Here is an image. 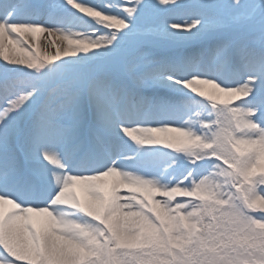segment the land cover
Instances as JSON below:
<instances>
[{
	"label": "snow or ice",
	"instance_id": "1",
	"mask_svg": "<svg viewBox=\"0 0 264 264\" xmlns=\"http://www.w3.org/2000/svg\"><path fill=\"white\" fill-rule=\"evenodd\" d=\"M0 264H264V0H0Z\"/></svg>",
	"mask_w": 264,
	"mask_h": 264
},
{
	"label": "rangeland",
	"instance_id": "2",
	"mask_svg": "<svg viewBox=\"0 0 264 264\" xmlns=\"http://www.w3.org/2000/svg\"><path fill=\"white\" fill-rule=\"evenodd\" d=\"M178 18V17H177Z\"/></svg>",
	"mask_w": 264,
	"mask_h": 264
}]
</instances>
